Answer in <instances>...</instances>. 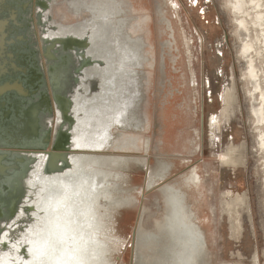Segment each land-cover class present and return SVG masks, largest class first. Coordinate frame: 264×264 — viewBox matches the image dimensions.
<instances>
[{"label":"rangeland","instance_id":"374dc122","mask_svg":"<svg viewBox=\"0 0 264 264\" xmlns=\"http://www.w3.org/2000/svg\"><path fill=\"white\" fill-rule=\"evenodd\" d=\"M228 1L0 0V41L6 40L8 25L12 21L16 22V27L19 28V14L23 15V23L27 25L19 33L24 35L19 38L20 41H24L23 43L15 49L9 48L6 43L3 48H0V86L2 87L0 91V149H13L19 151L22 158L34 156L35 159L34 163H27L25 167L30 169L27 177H25L26 182H22V185L24 183L28 189L27 192L26 188L23 190L25 192L23 197L25 196V198L21 197V201H12L13 203L7 197L0 198V221H2L4 213L13 212L12 218L8 219L10 222L8 229L12 225L13 231L21 232L14 241H11L14 238L12 236V238H8V243H6L7 240H4L0 244L5 252L10 253L11 260H15V264H27L25 260L28 257H32L31 264H38L34 256L26 254L37 243L35 257L40 255L42 248L37 238L44 237L45 232H56V228H59L62 212L63 221L66 224L64 228L67 247L70 250H75L80 258H84L85 264L131 263L132 233L137 223L142 192L140 189L145 182L146 171L140 172L138 175L133 173L134 175L130 176L131 174H128L130 178L136 179L137 176V183L139 184L136 186L130 184L129 188H126L127 192L122 194L118 200L115 194L111 196L112 199L110 200H106V198L98 200L97 210L101 218H93L94 225L91 228L97 231H99L98 227L101 228L99 236L107 245L102 250L96 251V255L91 254L93 259L90 263L89 253L93 246H91L87 235L89 230L82 225L77 216L71 215L75 209V204H82V200H76L78 203L75 200L65 202L64 207H61L62 204L59 202V195L55 188L51 203L48 205L34 203L36 213L33 216L35 217L31 218L29 214L30 196L33 195L36 199H40L45 193L41 190L38 195L35 194L39 188L36 183H46L50 179L47 175L44 176L43 172L47 163L44 152L49 149L42 144V137L51 132L50 129L43 128V124L48 123L43 114L51 113L53 106L43 98V94L46 92L42 86V71L47 72L48 65H50V71H53V68L57 69L59 62L61 67L66 66V68H61L60 73L50 77V84L52 85L50 93L54 106L57 105L58 98L64 103L66 100L62 96L56 97L54 95L52 79H60V83L63 85V83L74 78L72 74L75 69L73 71L72 69L75 67L77 68L76 72L85 66L94 69L91 71L93 72L91 76L97 75L98 72L104 73V75H97L95 76L96 79H93V85L90 88H95V90L92 91V94H95L96 89L98 90L104 82H107L108 86L114 85V89H116L121 80L120 72L123 70L121 68H124L126 72L129 69L131 78L136 77L137 81L133 80L132 87L134 90L132 91L133 98L130 100V106L131 108L137 106L135 109L136 111L139 110L138 112L142 116L141 128L138 131L140 134H136L140 136V150L137 151L133 147L113 150L131 152L127 156L130 158L141 157V160L146 164L148 158L150 168L153 170L158 167L159 161L172 164L169 172L163 177H157L154 184L162 180L166 182L160 188L153 189L146 194L143 202L147 217L149 216L146 218V222H148L145 225L146 229H153L152 222L154 219H160L166 213L162 190L171 185L170 187L186 195L188 208H191L188 210L191 212L193 221L205 232L206 247L200 252L201 255L196 256L194 264H254L255 253L259 255L260 264H264L263 158L262 152L257 150L258 129L254 123L247 94L249 84L243 78L248 63L246 58L240 54L242 39L246 38L247 35L237 28L235 16L228 8ZM7 2L21 4L19 7L23 10L19 9L11 14L10 7L4 5ZM162 12L171 19L175 28L176 42L172 51L163 46V42L169 39L170 33L162 19ZM10 14L11 19H9ZM135 16L140 19L133 21ZM132 22H138L140 27L145 30L148 38L146 41L144 35H141L143 38L141 51L134 48L132 41L125 40L127 36L132 40L133 36L129 33ZM106 25L109 27L106 28ZM255 30L256 34H260V28L255 27ZM77 31L80 32L77 33ZM239 33L241 34L239 35ZM72 35L91 41V44L81 50L79 47L69 48L75 45L72 41L57 39V37ZM11 37L13 38V33L9 35V38ZM49 40H52L54 45L60 43V47L53 49L57 53L56 56H60V59H56V56L53 55L49 59L50 61L47 60L46 51ZM15 42L16 40L11 39L8 43L13 44ZM184 42L189 44L186 45ZM7 49L9 52L14 51L16 53L15 58L12 53L7 52ZM59 50L63 54L68 53V55L62 56L61 53L59 55L61 52ZM136 51L138 54L135 53ZM85 56L88 59L89 56L93 58L90 61H84ZM141 56L143 59L140 58ZM51 60L55 62H51ZM101 61L105 63L102 65ZM258 62L264 63L263 47L261 54L258 55ZM27 71L30 74L25 79L26 81L18 82L19 73H26ZM57 72H59L58 69ZM65 72L69 74L66 76V78L68 77L67 81L64 82ZM193 76H195L194 84L191 82L192 85H189L190 88L179 100V102L184 99L188 100L192 113H189L188 121L181 125H174L170 129L164 118L162 103L173 100L177 95H180L183 89L181 81L186 79L189 84ZM78 77L79 75H75V78ZM109 79H111L110 82ZM232 80H236L239 103L237 102L231 112L230 119L226 120L222 116L226 106L224 98ZM78 81L76 80V82ZM116 82L117 84H115ZM139 92L142 93L139 95ZM97 93L99 92L97 91ZM144 114L147 117L146 123H144ZM53 126L55 133L59 126L57 117L54 119ZM63 126L68 129L70 127L74 131V125L65 123ZM169 129L173 135L172 143L164 148L160 140L166 132L169 133ZM123 131L119 130L112 134L115 135L114 138L116 139ZM130 132H135V130H130ZM132 135L136 136L134 133ZM69 136L66 132L59 133L56 139L59 150L67 145ZM146 137L151 139V149L148 152L144 151L143 146ZM195 137L199 138L197 144L194 145L192 142L189 148L187 139L193 138L194 141ZM103 139L99 138V140ZM113 139H110V142ZM51 140L52 132L50 142ZM177 144L179 145L177 146ZM106 145L107 143L101 147L102 151H106L104 149L107 147ZM181 145L183 147H180ZM197 145H201L199 150L194 148ZM232 145L239 148L240 157L245 161V165L232 167L222 164L221 159L228 147ZM184 147L185 149H183ZM24 152H27L28 155ZM100 156L103 157L102 160L104 161L117 160L118 157V155L106 156V154H101L98 155V158ZM85 159L89 158L86 157ZM186 159L190 160L187 161ZM20 164L23 165V161L16 165L14 163H0V179L11 178L14 172L22 171L23 167ZM115 164L119 165L117 161L112 162V165ZM192 166H197L200 169L202 178L200 188L194 183L190 185L186 180ZM114 167L89 164L86 169L97 168L111 173L112 178H109V181L112 180L113 182L120 178L117 177L118 174L121 176L118 171H122L121 167ZM130 167L131 169L136 168L134 159H131ZM66 169L68 168H64L63 171ZM61 171H53L51 175ZM184 176L186 177L184 178ZM74 177L66 175L65 178L73 180ZM82 177L86 178L84 175ZM72 183L78 185L77 180L72 181ZM11 186L10 180L9 184L4 183L5 189H10ZM147 187L149 188L148 184ZM71 188L73 185L65 184L64 196L70 194ZM237 194L241 196L247 194L251 200L253 225L242 205L232 210L231 214L227 213L229 212L227 203H232L233 197ZM124 208L127 209L123 210ZM39 210L42 213L38 214ZM240 219L243 228L238 231L237 221ZM31 232L34 233L31 234ZM177 243L179 247L184 246V243L179 240ZM19 246H21L20 249ZM175 249L177 250V248ZM177 251L189 252L187 250ZM135 254L134 264L137 263ZM178 263L184 264V259Z\"/></svg>","mask_w":264,"mask_h":264},{"label":"bare ground","instance_id":"6f19581e","mask_svg":"<svg viewBox=\"0 0 264 264\" xmlns=\"http://www.w3.org/2000/svg\"><path fill=\"white\" fill-rule=\"evenodd\" d=\"M158 3H159V1H158ZM4 5H7L8 7H10V9H11L10 13L11 14L14 13L15 11H18L19 9H21L19 7V5H21V4H17V3L11 4V3L7 2ZM228 5H229L228 8L230 9V12L233 13L234 16H235V21L237 23V28L240 29V31H244V33L247 35L246 38H243L242 39V48L240 50V54L243 57L246 58V61L248 63L247 70L245 71V73L243 75V78L246 79L247 82H248V84H249V87H248V90H247V94L249 96V102L251 104V113H252V115L254 117V123H256L255 124L256 125V129H258V148H257V150H259V151L262 152V158H263V161H262L263 164L262 165H263V169H264V63L263 64H260L258 62V55L261 54L262 47H263V50H264V0H229L228 1ZM21 10H23V9H21ZM11 14L9 15V19H11ZM19 15H20V17H19V24H20L19 25V28L16 27V24H15L16 22H13V21H12L13 23L11 22L8 25L9 28L7 27L8 30L6 32L7 33V36H6L7 38H6V40L5 39H2L0 41V48H3L4 47V44L6 43L9 48H12V49L14 48L15 49V47H17L19 44H21V43L24 42V41H20L19 40L20 36H24L23 34H19V33L21 32L22 28H26L27 25L23 23V15L22 14H19ZM105 16H107V15H105ZM139 19H140L139 17L135 16V19L133 21H135V20L138 21ZM162 19L165 22L166 27H167V30H169V33H170L169 39L166 42H163V46L165 48L168 47L172 51V49H174V44L176 42V38H175V28L173 26V23H172L171 19L165 13H163V12H162ZM8 23H9V20H8ZM68 24H71V23H68ZM101 24H103V23H101ZM100 27H98V28L100 29ZM108 27L106 25V28H108ZM131 27L132 28L130 29L131 31L129 33H131V35L133 36L132 37V40H130V37L129 36H127L128 39L126 38L125 40L126 41H132L131 43H132V45L135 46L134 48L135 49H138L137 51H141L140 48L142 47V40H143V38H142L141 35H144V37H145V39L147 41L148 38H147L146 32H145V30H143L140 27V24L138 22H132ZM255 27H258V28L261 29L260 34H256ZM79 32L77 31V33H79ZM11 33H13V38L12 37L9 38V35ZM240 34L241 33H239V35ZM11 39L14 40V41L16 40V42L13 43V44L8 43L9 40H11ZM57 39H59L61 41H66V40L72 41V43H74L75 45L70 46L69 48L79 47L81 50H82V48H86V47H88L89 44H91V41L89 42L88 40L81 39V38L75 37L73 35L72 36H66V37H57ZM22 40H24V39H22ZM49 41L50 42H49V45H47L48 48H47V51H46V56H48V58H51L53 55H55V53L53 52V49L56 48V47H60L61 45H59L60 43L54 45V42H52V40H49ZM187 44H189V43H187ZM120 49H121V47H120ZM8 50L9 49H7V52H9ZM137 51L135 52L136 54H138ZM11 53H12V55H14V58H15L16 53L14 51L9 52V54H11ZM6 55H8V54H6ZM7 58H9V57L7 56ZM91 58H93V57L92 56H89V59H88L85 56L84 61H88V60L90 61ZM140 58L143 59L142 56ZM80 59H79V61H80ZM151 60H152V58H151ZM190 61H191V59H190ZM17 62L19 63V61H17ZM100 63L103 65L105 62L104 61H101ZM86 67L87 66L81 68L82 69V72H81V75H79V77H78L79 78L78 79L79 80L78 82H80L82 86H80V88H78L77 90H79L78 94H81V96H82L83 99L81 100V103L79 101H77V102H79L80 104H82V105H80L81 108L82 107L84 108V106L86 105V103H84V100H87L89 98L86 95L88 94V96H91V94H92V91L86 92V89L88 88L87 86H89L88 84L93 85V79H96L95 76H97V75L98 76L99 75H104V73H102V72L99 73L98 72L97 75L91 76V73H93L91 71H93L94 69H92L90 67H89V69L88 68L86 69ZM24 69H26V68H24ZM113 72H114V70H113ZM29 74H30L29 71H27L26 73H21L20 72L19 73L20 78L17 79L18 82L26 81L25 79L27 78V76ZM120 74H121V80H120V83H119V85H118L117 88L118 89L121 88V89L118 92L119 93V97L115 96L116 97L115 99H116V101H117L118 104H120L121 98H123L124 89L126 91L125 95L128 94L124 98V101L128 97L127 99L130 102V100L133 98V96H132V91L134 90V88L132 87V85L134 83L133 80L135 82L137 81L136 80V77L135 78L132 77L133 79L130 77V71H129V69H128L127 72L126 71H123ZM65 76H67V75H65ZM67 78H65V79H67ZM111 79H112V76H111ZM111 79H109L108 81L110 82ZM148 81H150V80H148ZM184 81H181L183 83L182 84L183 85V89H182L183 90V93L181 95H177V97H175L173 100L165 101L164 103H162V109H163L164 118H165V121L168 123V128H170V129H172V127L174 125H176V123H180V125L183 124V123H185V121L188 118V116H187L188 115V109H187L188 107L187 108H184L183 107L181 109H178L177 111L175 110V108L177 106L179 107L180 104H182V106L185 105V101H187L186 99H184L181 102H179V100H180V98H183L182 95L185 93V91H187L189 85H192L191 82L194 84L195 76H193V79L190 80V83L189 84L187 83L186 79H184ZM235 81L232 80V84L227 89L226 94H225V98H224L225 99L226 106L223 109L222 116L226 120H229L230 119L231 112L233 111V109H234L235 105L237 104V102L239 103L238 96H237V89H236L237 86L235 85V83H236ZM78 82H76V83H78ZM55 84L58 87V83L56 82ZM115 84H117V82ZM71 86H72V84H71ZM106 87H108V86H106ZM1 88L2 87L0 86V91H1ZM110 88H111V86H110ZM108 89H109V87H108ZM90 92H91V94H90ZM0 94H1V92H0ZM94 95L96 96V94H93V96ZM97 96H99V95H97ZM63 98H65V97H63ZM90 99L91 98H89L87 100V106H89V105H91V106H97V108L90 109V108L87 107V114H88V116L83 117V120L84 121L81 122L84 125V123L86 124V122H87L86 119H92L91 120L92 122L90 124V127H86V130H84L83 132H80V131L77 132L78 135L75 138H72V133H69L68 131H65L66 133H68L70 135L69 136V141H68L67 145L65 147H63V149L57 150L62 155V156H58L57 159L56 158L55 159L54 158H50L49 154H47V152H44L46 154L45 155L46 156V160H48L47 161L48 162V165L46 163L47 167H46V169L44 168L43 172H44V176L47 175L48 178H50L44 184L47 185L48 182H49L50 184L55 185L56 192H58V195L61 196L59 198V202L61 204L63 202V198L67 199L68 201L69 200L73 201V199L76 197V196H74V194L77 195L79 193H78V191L76 192L77 188L75 190L73 188L72 191L69 194L70 197L69 198L65 197L64 194H63V188L64 187L63 186L61 187L60 185L57 184L59 182V181H57V179L59 180V179L63 178V176H65V175H67L69 173L66 172V174H63L64 171H61V172H57V173L51 175V173H53V171L62 170L64 168H68L65 171H67V170L69 171V170L73 169L75 166H77V167L78 166L80 167L82 165L87 166L89 164L86 163V162H88L90 160H92L91 162H92L93 165H95V164H97V165L104 164L103 163L104 160H102V159L101 160H96L97 161L96 162L95 160H93L92 156L87 155V154H82V155L80 153L79 154H76V155L73 154L70 157V155H69V153L67 151L68 148H71L74 145L77 146V147H79V148L94 147V145H92V144H95V139L93 137L94 134L92 135L91 138H89V137H87V133L94 132V133L97 134V136H102L104 134L102 131L105 132V130H107L108 124H105V122H102V121L100 122L99 121V120L104 119V116H105L104 114L106 113V112H104V108H105L104 102L103 101L97 102L99 99H97V100L94 99L95 100V104H93V103L90 104V101H91ZM65 100H66L65 103L67 104L68 103L67 98H65ZM239 106H240V104H239ZM164 107H166V108H164ZM67 110H68V108H67ZM96 113H97V117L95 118L94 116H95ZM101 114H102V116H101ZM66 116H67V114H66ZM144 116H145V114H144ZM101 117H103V118H101ZM144 119H145L144 123H146L147 117L145 116ZM64 120H66V118H64ZM94 120H98V121L93 122ZM61 124L64 125L65 123L62 122ZM170 129L168 131L169 133L166 132V134L163 137V140L165 142V144L163 146L164 148H167L169 146L168 144H171L172 143L173 135H172V132H171ZM51 132H50V134L45 135V136L42 137V144L43 145H45V146H48L49 145ZM194 133H196V132H194ZM132 134L133 133H127V132L126 133L125 132L122 133L120 136H118L115 140H113L110 143L111 147L118 148V149H123V148L125 149V148L133 147L135 150H137L138 148H140V145H139L140 136H138L136 134H135L136 136H134ZM198 139L199 138H197V137L194 138V141H193V144L194 145L197 144V140ZM148 142H149L148 141V138H145L144 145H143L144 146V150L145 149L146 150L148 149ZM125 143H127V144H125ZM98 145H99V143H98ZM95 147H96V145H95ZM200 147H201V145H197L194 148L196 150H199ZM0 150H1L0 151V163L1 164L2 163H6V164H13L14 163L16 165L18 163H21V161H23V165L20 164V166L23 167V170L22 171H24V172L17 171V173L14 172V174H13V176L11 178L7 177V179H5V178L4 179H0V198L7 197L8 200L10 199V202L11 203H13L12 201H21V197L22 198H25V196L23 197V195H25V192H23V190H24V188H26L24 183L22 185V182H26L25 177H27L28 172H29V169H27L25 167L27 166L26 165L27 163L28 164L29 163L30 164L31 163H34V161H35L34 156H27L28 153L27 152H24V154H27L26 155L27 157H23L22 158L21 157V153L19 151H16V150H13V149H8V150H6V149H0ZM193 152H194V150H193ZM240 154L241 153H240V150H239L238 147H236V146L234 147L233 145L232 146H229L228 149H227V151H226V153L224 154L223 158L221 159L222 164L223 165H226V166H232V167H238L239 165H245V161L243 159H241ZM83 157H85V158L88 157L89 159H85ZM186 160L189 161L190 159H186ZM159 162H160V164H159L160 168L164 169L165 170V173H168L169 170L172 168V164L169 163V162H166V163H164L162 161H159ZM110 170H111V168H110ZM199 170L200 169L197 166H194V167L192 166V169L190 170L189 174L187 175V177L184 176V178L186 177V180L188 181V183L190 185H193L191 183H194L195 186H197V187L200 188L202 178H201V174H200ZM69 172L73 173V171H69ZM37 174H39V173H37ZM84 174H86V178L89 180V184H92L91 180H92L93 177H90L89 178V176H92V174L86 173V172ZM41 176H43V175H41ZM98 177L100 178V180L98 182L95 181L96 183L93 184V187H94L93 192H92V189L93 188H89V189L87 188L84 191L91 193V195L93 196V194H96L95 193V192H97L96 190H98L99 194L97 195L98 197H97V199L95 201V211H96V215L98 217H100L101 215H100V213L97 210V207H98L97 202H98V200L100 198L101 199L102 198H106V200L107 199H109V200L112 199L111 196L113 194V191L112 190L114 189V187L111 184L112 182L109 181V178H112L111 173H107V172L103 171L102 173L99 174ZM117 177H120V175L118 174ZM157 177H159V176L152 175L151 179L149 180V184L153 185L155 183V181H156L155 179ZM9 180H10V184L12 186H11L10 189H5L6 187H4V183H8L9 184ZM39 180H40V178H39ZM55 181H57V183H55ZM29 183H30V181H29ZM29 183H27V184L29 185ZM36 184L38 185L39 188H38L37 192H35V194L38 195V193L41 190L43 192L45 191L44 195H42L41 198L38 199V204L39 203L45 204L44 203L45 197L47 198L49 193L46 190L45 186L41 185V183H36ZM170 186H167V187L163 188L165 194L168 197V201L170 202V205L172 207V212L169 214V216L167 218V221H168V225H167L168 226V231H169V234L171 236H173V238L176 239V241L179 240L180 242L184 243V246H180V247L177 244L178 245L177 246V250H187L189 252H187V253L186 252H179V251H177L175 249V247H173V248H171V252H170L171 253L170 254L171 257L168 260V263L166 262L164 264H179L178 262L179 261H182L183 259H184V264H194L196 262V261L194 262V259L196 258V256L201 255L200 252H202L205 249V247H206V244L207 243H206L205 232L202 230V228L198 224H196L193 221L192 215L190 214L191 212H190V210H188V209H191V208H188L187 201H186V195L183 192H180L179 190H175V188L170 187ZM27 191H28V189L26 188V192ZM53 191L55 192V189H53ZM72 194H73V196H72ZM43 196H45V197H43ZM33 197H34L33 195L30 196L31 202H30V206H29V209H28L30 211V213H29L30 216H31V212L35 211V208L32 207V203L34 204V202L37 201V199L36 198H33ZM111 202H113V201H111ZM239 205H242V207L244 208V212L247 214L248 218L250 219V221L252 222V225H253L254 224V219H253L252 203H251V200H249L247 194H244L243 196H241L240 194H237L236 196H234L233 197V200H232V203H227V210H229V212H227V213H230L231 214L232 213L231 211L232 210H235ZM107 208H109V207H107ZM28 210H26V211H28ZM73 211L71 213L72 215H73ZM12 216H13V212L4 213L3 216H2V221H0V244L4 240H7L6 243H8V241H9L8 238H12V236L14 238H12L11 241H14V239L16 237H18V235L21 233L19 231H13L14 229H13L12 225L8 229V224H10V222H8V219H11ZM208 220H209V218H208ZM237 224H238V231H241L242 228H243V226H242V220L241 219L238 220L237 221ZM15 235H17V236H15ZM43 240H44V237H38L37 238V241L40 244V247L42 248V250H40L41 252H40V255L39 256L35 257L36 256V253H37V250H36L37 243H36V245H34L33 247H31L30 252H28L26 255H29V256L32 255V256H34L35 259L38 260V258L41 255H43V251H44V253H46V251L43 249L44 247L42 245ZM90 243H91V246H93V247L90 249V253H89V263L93 259V257H92L91 254L96 255V251L102 250L104 248V246L106 245V244L104 245V243H102V244L99 243L97 236H94V237L91 236L90 237ZM102 245H104V246H102ZM20 247L21 246H19V249H20ZM26 255H25V257H26ZM173 255H175V257H173ZM55 257L56 258H55V261L53 262V264H69V260H74V261L76 260V262L78 261V264H85L84 261H83L84 258H80L79 254H77V252L75 250H70L69 248H66V252H63V249H62V251H60V253L56 249V251H55ZM186 258H188V259L186 260ZM37 260H36V262H37ZM253 260H254V264H260V259H259L258 253H255V255L253 257ZM31 261H32V257H28L27 260H25V262L27 264H31L32 263ZM0 264H15V260H13V259L11 260L10 253L5 252L4 249H2L1 247H0ZM38 264H44L43 263V258H41L40 260H38ZM101 264H102V262H101Z\"/></svg>","mask_w":264,"mask_h":264},{"label":"crops","instance_id":"0c3cea01","mask_svg":"<svg viewBox=\"0 0 264 264\" xmlns=\"http://www.w3.org/2000/svg\"><path fill=\"white\" fill-rule=\"evenodd\" d=\"M59 51H61V50H59ZM58 51V52H59ZM54 53H55V51H53ZM62 54V56H63V52L61 51V52H59V55H61ZM55 55H57V53H55ZM67 56L68 55V53L67 54H65L64 53V56ZM50 58H48L47 60H49ZM56 59H60V56H56ZM50 61V60H49ZM54 60H51V62H53ZM60 63V62H59ZM59 63H58V66H57V69H58V71L59 72H57V69L56 68H53V71H50V65H48V68H47V72H45L44 70L42 71V77H43V90H45V92H46V94L44 93L43 94V98H44V100L46 101H48V102H50L51 104H52V106H53V111L51 112V113H44L43 115H45V117L47 118V124L46 125H44L43 124V128L45 129H50L51 131H52V140H51V142H50V144L47 146V149H49V150H59L58 148V146H57V141H56V139H57V137H58V135H59V133L60 132H65V131H68L69 133H72V138H75L78 134H77V132H83V130H86V127H90V124H91V120L92 119H86V124L84 123V126H83V123H81V122H83L84 120H83V117H85V116H88V114H87V107L88 108H90V109H95V108H97V106H91V105H89V106H87V100L89 99V98H91L89 101H90V104H95V100H97V99H99L97 102H100V101H103L104 102V106H105V108H104V112H106L104 115V119H102V120H99L100 122L102 121V122H105V124H108V126H107V131H109V130H111L110 131V133H109V135H108V143H107V147L106 148H104V149H106V151H102L103 149L101 148V147H85V148H79V147H77V146H72L71 148H68L67 149V151H68V153H69V155H70V157H71V155H73V154H87V155H90V156H93V157H95V156H98V155H101V154H106V156L108 155V156H110V155H118V157L116 158L117 160H105L103 163H106V164H103L104 165V167H114V166H119V168L121 167L122 168V171L120 170V171H118V170H116V171H118V172H120V174H121V176H120V178L118 179V180H116L115 179V181H113L112 182V180H111V184H112V186L114 187V189L112 190L113 191V194L112 195H114L115 194V196H116V198H117V200L121 197V195L122 194H125L127 191V187L129 188V185L131 184V185H134V186H136V185H138L139 183H137V176H136V179L135 178H130L129 177V175L130 176H132V175H134V174H139L140 172H143V171H146V175H145V182H144V184H142V187H141V189H140V191H142L141 192V201H140V206H139V215H138V218H137V223H136V226H135V228H134V230H136V234H138L139 233V229H140V227L143 225V228L144 229H146L145 228V225H146V223H148V222H146V218H148L147 217V211L145 210V207H144V205H143V202H144V200H145V197H146V194L147 193H149L151 190H153V189H158V188H160L166 181H164V180H162L161 182H158V183H156V184H154V186H151V187H147V181H148V178H149V176H150V172H151V170H153V169H151L150 168V165H149V159L147 158V157H145V156H142V157H145V158H147V164H146V162H144V161H142L140 158L141 157H136V158H130L129 156H127V154H129V153H131V152H129V153H127V152H119V151H116V150H113L112 149V147H111V145H110V143L112 142H110V139H113L114 138V136L115 135H113V134H115L116 132H118L119 130H124L123 132H121V133H124V132H127V133H129V131L130 130H135V132H132V133H134V134H140V132H138L139 130H140V126H141V122H140V120H141V118H142V116H140V112H138V111H136V109H135V107H137V106H133L132 108H131V106H130V102L128 101V97L126 98V100L124 101V98L128 95H125V93H126V91H125V89H124V95H123V98H121V102H120V104H118L117 103V101H116V97L115 96H117V97H119V90L121 89H118V88H116V89H114V85H112L111 86V88H110V85L108 86L107 85V82H104V83H102L103 85H101L100 86V88L97 90L96 89V91H95V94H96V96L94 95L93 96V94H91V96H88V94L86 95L87 97H89L87 100H84V103H86V105L84 106V108L82 107L81 108V106L80 105H82V104H80L81 103V100L83 99L82 98V96H81V94H78V92H79V90H77L78 88H80V86H82L81 85V83L80 82H78V83H76V80L78 81V79L79 78H72V79H70V80H68L67 81V79H65L66 78V76H65V81H67V83H68V85H67V83H64L63 85L60 83V79H57V80H55V79H52L53 80V82H54V84H53V92H54V95L56 96V97H59V96H62V97H65V98H67V100H68V103L66 104V103H64V102H62V100H60L59 98H58V103H57V105H55L54 106V103H53V100H52V95H51V93H50V90H51V84H50V77H51V75H52V77H53V75H55V74H58V73H60L61 72V68L63 69H65L66 68V66H64V67H61L60 65H59ZM89 69V67L87 66L86 67V69ZM75 69V71H74V73L72 74L73 76H75V75H81V68H79V72H76L77 71V68L75 67V68H73L72 69V71ZM121 69H124V68H121ZM65 71V70H64ZM124 71V70H123ZM122 70H121V72H123ZM120 72V73H121ZM66 73V72H65ZM67 74H69V73H67ZM67 74H65V75H67ZM97 74V73H96ZM81 79V78H80ZM47 83H46V82ZM64 81V82H65ZM81 81V80H80ZM55 82H57L58 83V87H57V85L55 84ZM70 84V85H69ZM71 84H72V86H71ZM62 85V86H61ZM89 86H87L88 88L86 89V92H88V91H93V90H95V88L94 89H92V88H90V86H91V84H88ZM108 86L109 87V89H108V87H106V86ZM68 86V87H67ZM57 87V88H56ZM70 87V88H69ZM55 88V89H54ZM68 88V89H67ZM90 88V89H89ZM188 88H190V87H188ZM65 89V90H64ZM111 89V90H110ZM109 90V91H108ZM97 91L99 92L98 94H97ZM123 91V90H122ZM63 92V93H62ZM140 93H142V92H139V95H140ZM183 93V90H181V92H180V95ZM68 95V96H67ZM97 95H99V96H97ZM182 97H183V95H182ZM85 98V97H84ZM86 99V98H85ZM95 99V100H94ZM77 101H79V102H77ZM88 101V102H89ZM115 102V103H114ZM188 102V100L187 101H185V105H183L182 106V104H180V106L178 107H176L175 108V110L177 111L178 109H181V108H187L188 109V115L187 116H189V113L191 112L190 111V107H189V103H187ZM83 103V102H82ZM125 103V104H124ZM115 104V105H114ZM187 104V105H186ZM79 107V108H78ZM67 108H68V110H67ZM72 108V109H71ZM89 109V110H90ZM114 109V110H113ZM67 110V111H66ZM83 110V111H82ZM106 110V111H105ZM112 110V111H111ZM90 112V111H89ZM193 112H194V109H193ZM91 113V112H90ZM192 113V112H191ZM66 114H67V117H68V119L67 120H64V118H66L65 116H66ZM53 115V116H52ZM63 116V117H62ZM101 116H102V114H101ZM55 117H57V119H58V121H59V126H58V129L56 130V132L54 133V131H53V128H54V126H53V122H54V119H55ZM90 117V116H89ZM95 118L97 117V113L95 114V116H94ZM117 117V118H116ZM119 117V118H118ZM94 118V119H95ZM101 118H103V117H101ZM116 118V119H115ZM44 119V118H43ZM115 119V120H114ZM188 119V118H187ZM77 120V121H76ZM118 120V121H117ZM95 121H98V120H94L93 122H95ZM186 121H188V120H186ZM185 121V122H186ZM62 122H64V123H69L70 125H74L73 126V130L74 131H72V129H70V127H69V129L68 128H65L61 123ZM52 124V125H51ZM77 124V125H76ZM116 124V125H115ZM177 124H180V123H176V125ZM116 126V128L114 129V127ZM64 127V128H63ZM113 127V129H111ZM122 127V128H121ZM61 128V129H60ZM75 128V129H74ZM121 128V129H120ZM144 129V128H143ZM82 130V131H81ZM144 131H145V129H144ZM143 131V132H144ZM113 133V134H112ZM131 133V132H130ZM106 134H107V132H104V134H103V136H100L99 138H105L106 137ZM80 135V134H79ZM94 136V138H98V136L97 135H93ZM120 136V135H119ZM87 137H89V138H91L92 137V134H91V132H89L88 134H87ZM118 137V136H117ZM116 137V138H117ZM113 140H115V138L113 139ZM193 142V138H188L187 139V143H188V145H189V148L191 147V143ZM160 143L162 144V146H164V144H165V142H164V140H163V138H162V140H160ZM179 144H177V146H178ZM77 147V148H76ZM180 147H183V145H181ZM75 148V149H74ZM96 149V150H95ZM183 149H185V147L183 148ZM71 150V151H70ZM178 151H179V149H178ZM89 153V154H88ZM125 153V154H124ZM143 153V152H142ZM141 153V154H142ZM131 159H134V161H135V163H136V168H132L131 169V167H130V164H131ZM92 160H90L89 162H88V164H90V165H92V162H91ZM115 161H117L118 162V164L119 165H112V162L114 163ZM108 163V164H107ZM115 168V167H114ZM157 168V167H156ZM155 170V169H154ZM123 171H125V172H123ZM134 173V174H133ZM129 174V175H128ZM117 182V183H116ZM137 183V184H136ZM118 185V186H117ZM119 188V189H118ZM117 190V191H116ZM127 208H124L123 210H126ZM157 219H154V222L156 221ZM154 222H152V226H153V224H154ZM151 223V222H150ZM148 230V229H147ZM152 230V229H151Z\"/></svg>","mask_w":264,"mask_h":264},{"label":"flooded vegetation","instance_id":"af4514ba","mask_svg":"<svg viewBox=\"0 0 264 264\" xmlns=\"http://www.w3.org/2000/svg\"><path fill=\"white\" fill-rule=\"evenodd\" d=\"M102 132L104 133V131H102ZM105 132H108V131L105 130ZM91 134L97 135L94 132H92ZM108 135H109V133L106 134V137L103 140H99L100 136H98V138H94L95 144H92V145H94V147H95V145H96V147H102L105 143H108V138H107ZM146 138H148V141H149L148 142V149L147 150L145 149L144 151L148 152L151 149V139H150V137H146ZM98 143H99V145H98ZM125 144H127V143H125ZM112 149H118V148L112 147ZM138 150H140V148H138L137 151ZM92 158H93V160L96 161V160H101L103 157L100 156V158H98V156H95V157L92 156ZM159 164H160V162H159ZM95 165H97V164H95ZM86 168H87V166H84V165H82L80 167L75 166L73 169L69 170V171H73V173L69 172L68 170L64 171V173H63V174H66V172H67V173H69V174H67V176L68 175L75 176L74 177L75 179H73V180H71L70 178L66 179L65 178L66 175H65V176H63V178H61L59 180L57 179V181H59L58 185H60L61 187L62 186L64 187L65 184H67V185H73V188H75L76 185H74L75 183L73 184L72 181L74 182L77 180L78 187L76 186V188H77L76 192L78 191L79 194H77V195L74 194V196H76V197L73 199V201L75 200V202H77L76 200H82V204H75V209L73 211V214L75 217L77 216L78 219L81 220L82 225H84V227H86L89 230V234H87L89 236V240H90L91 236H93V237L97 236L99 243L102 244L104 242L101 239V237L99 236L101 228L98 227L99 231L95 230L94 228H91L94 225L93 218L98 217L96 215V211H95V201L98 197L97 195L99 194V192H98V190H96L97 191V192H95L96 194H93V196H92L91 193L86 192L84 190H86L87 188L88 189L93 188L92 189V192H93V190H94L93 184H95L96 182H98L100 180V178L98 176L100 173L103 172V170L97 169V168L87 170ZM27 169H29V168H27ZM62 171H63V169H62ZM85 172L92 174V176H89V178L93 177L91 180L92 184H89V180L87 178L82 177L83 175L86 176V174H84ZM165 174H166L165 170L160 168L159 165L155 170H151L150 176H149L148 181H147V184L149 185V187L152 186L151 184H149V180L151 179L152 175H157L159 177H163ZM41 185L45 186L46 190L49 193L47 198L45 196H43V197H45L44 203L46 205H48L49 203H51V200L53 199V193H54L53 189H55L56 187H55V185H52L49 182L47 185L44 184V182ZM73 188H71V189H73ZM162 192L164 194L166 213L163 214V216L160 219H157L154 222L152 230L144 229L143 225L140 227L139 233L137 234L136 240H135L136 245H134V254L136 253L135 257H136V261H137L136 264H164L166 262L168 263V260L171 257L170 256L171 248H173V247L177 248V246H178L176 239L173 238V236H171L169 234V231H168L167 218H168L169 214L172 212V207L170 205V202L168 201V197L165 194L164 190H162ZM72 196H73V194H72ZM60 197L61 196L59 195V198ZM65 197L69 198L70 196L68 195ZM33 198H35V197H33ZM69 201H71V200H69ZM69 201L67 199L63 198V202H62L61 207H64V203L69 202ZM34 203H38V199ZM32 207H34L33 203H32ZM35 213H36L35 211L31 212V218L35 217V216H33V215H35ZM40 213H42V211L39 210L38 214H40ZM62 213H61V219L59 221V228H56V232H45V234H44V240L42 242V245H43V247H44L43 249L46 251V253H44V251H43V255H41L38 259V260H40L41 258H43L44 264H53V262L55 261V258H56L55 257L56 249L60 253V251H62V249H63V252H66V248H68L67 244L65 242V228L64 227L66 224L63 221L64 216L62 215ZM134 231H133V233H134ZM32 233H34V232H31V234ZM133 233H132L131 248L133 247ZM105 244L106 243H104V245ZM104 245H102V246H104ZM69 264H78V261L76 262V260L75 261L69 260ZM133 264H134V260H133Z\"/></svg>","mask_w":264,"mask_h":264},{"label":"water","instance_id":"95a60500","mask_svg":"<svg viewBox=\"0 0 264 264\" xmlns=\"http://www.w3.org/2000/svg\"><path fill=\"white\" fill-rule=\"evenodd\" d=\"M46 152H47V154H49L50 158H54V159L56 158L57 159L58 156H62L60 154V152H58L57 150H48ZM47 165H48V162H47ZM47 165H46V167H47ZM136 236H137V234H136V230H135L134 233H133L132 258H131V263L130 264H133V260H134V245H135Z\"/></svg>","mask_w":264,"mask_h":264}]
</instances>
